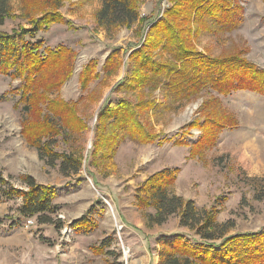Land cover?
<instances>
[{"label":"rangeland","instance_id":"374dc122","mask_svg":"<svg viewBox=\"0 0 264 264\" xmlns=\"http://www.w3.org/2000/svg\"><path fill=\"white\" fill-rule=\"evenodd\" d=\"M11 1L13 13L20 14V0ZM159 1L145 0L143 5L146 6L141 14L152 18L157 14L154 11ZM235 2L237 8L234 10H240L244 19L242 26L217 37H202L198 44L202 55L193 57L198 61L196 63L200 71L206 68L201 63L208 65L212 75L216 76L228 75L231 72L229 69L233 68L234 80L241 81V86L260 88L261 82L264 83V0ZM168 4L167 0H162L160 17ZM99 8V0H91L79 7L65 3L61 9L62 21L41 31L33 39L35 42L43 40L44 49L61 48L69 52L67 55L71 65L65 68L68 74L70 69L69 77L50 99L78 103V115L87 128L82 131L73 119L62 123L58 134L51 126L44 127L45 131L52 132L46 138L55 141L54 151L81 159L82 167L77 174L64 175L58 166L52 167L40 159L33 142L43 127H36L34 120H42L45 116L43 113L41 116L35 114L29 104L20 103L21 79L13 78L5 70L0 71V179L5 181L2 184L4 187L25 189L22 180L30 176L39 185L53 188L57 193L54 203L60 206L58 219L65 223L60 231L53 225H39L37 222L26 226V220L17 211L21 200L5 201L0 196V264H111L114 257L108 256V249L102 250L104 253L101 255L92 253V248L100 246V242L107 237L113 238L111 249L120 254L118 261L133 264L136 249L134 251L127 242L132 235L138 234L128 229L131 226L129 223L139 225L144 222L143 228L149 237L153 236L156 240L163 236L172 238L179 233L195 241V234L180 227L177 217L170 218L161 226H147L142 212L136 206L135 195L144 181L155 172L174 168L180 169L178 178H181V194L177 193L176 188L178 178L174 192L195 200L200 208L217 212L219 223L233 225L229 234L241 235L242 239L239 240L244 243L238 240L233 242V249L239 247L241 252H246L250 245L244 236L264 234V96L250 90L229 95L212 92L220 98L223 113L221 119L214 122V132L218 134L215 142L204 150L202 157H189L190 147L175 142L184 141L192 145L199 140L201 129L197 126L190 129V124H203L206 119L201 109L205 105L213 109L216 104L211 99L214 96L206 89H201L203 92L197 97L163 114L158 120L153 116L147 120L153 132L160 134L159 142L140 144L127 138L115 157L116 168L93 167L91 153L98 111L105 102L116 101L120 97L112 89L126 74L129 53L136 46L140 48L143 45L145 35L144 27L141 31L138 24L132 28H122L111 35L104 34L96 24ZM28 26L25 20L11 19L0 27V33L12 34ZM117 48L128 49V54H124L121 73L108 78V87H103L104 97L102 101H97L102 95V89L101 92L98 88L93 90L98 82L94 81L84 88L80 84L81 74L93 61L97 63L96 69L101 71L109 54ZM145 52L148 54V50ZM149 54L154 55L151 51ZM230 54L236 57L219 60L220 56ZM208 56L216 60L213 63L200 61L208 59ZM245 61L258 67L263 74L255 72ZM183 73L182 78L177 77L181 86L187 81V75L190 77L186 70ZM192 77L193 81H198V85L203 83L200 79L204 76ZM91 93L95 94L92 100ZM159 94L157 91L156 95ZM41 108L47 111L44 104ZM228 114L233 119L232 123L221 131L229 122ZM71 122L73 130L64 128L67 127L66 123ZM84 216L92 220L96 228L88 233H76L68 224ZM11 221H19L20 224L10 228ZM123 245L131 250L127 263L122 255ZM155 249L156 246H152V250ZM148 263L153 264L150 259L146 261Z\"/></svg>","mask_w":264,"mask_h":264},{"label":"trees","instance_id":"16d2710c","mask_svg":"<svg viewBox=\"0 0 264 264\" xmlns=\"http://www.w3.org/2000/svg\"><path fill=\"white\" fill-rule=\"evenodd\" d=\"M90 1L20 0L21 12L18 14L13 13L11 0H0V27L11 19H22L29 25L27 28L21 27L13 31L12 34L0 33V71L5 70L6 74L10 73L13 78L21 79L20 103L29 104L32 111L39 116L41 113L44 114L42 120L40 118L38 121L36 118L34 120L35 126L42 125L43 131L37 132L33 144L40 159L52 167L58 166L64 175L77 174L81 170L82 161L72 154L54 151L55 141L46 138L52 132L45 131L44 126H51L57 134L61 131L62 123L70 119L79 124L82 131L87 127L78 115V103L50 99L69 77L70 69L69 74L65 69L71 65L68 50L44 49L43 40L35 42L33 39L41 31L62 21L61 9L65 3L79 7ZM144 1L99 0L96 24L106 32V35H111L122 28H132L135 24H138L141 31L144 27L145 35L140 48L138 46L131 48L126 74L112 89L113 93L120 97L116 101L105 102L98 111L91 153V165L95 168L100 166L116 168L115 157L127 138L140 144L159 142L160 134L153 132L147 120L151 116L158 120L163 114L174 111L197 97L203 92L201 89H206L214 96L211 99L216 104L213 109L208 105L201 109L206 119L203 124H190V129L195 126L201 129L199 140L192 145L184 141L175 142L190 147L189 157H202L204 150L210 145L213 146L215 142L218 134L214 132L216 131L214 122L221 119L223 113L220 98L212 92L229 95L240 90H250L264 96L263 82L260 88L243 87L241 81L234 80L233 68L229 69L231 72L228 75H212L208 65L203 63L201 65L206 68L200 71L196 63L198 61L193 57L196 54L202 55L198 50L202 37H217L242 26L244 19L240 10H234L235 0H167L169 4L164 8L161 17L160 0L156 12L154 11L157 14L150 18L151 20L141 14ZM26 37L31 40H27ZM147 50L148 54L151 51L154 55H148L145 52ZM42 51L45 52L44 55ZM124 54H128V49L113 50L101 71L96 69L95 61L83 69L80 84L88 88L90 83L96 81L98 83L93 90L98 88L101 92L102 89V95L97 101L103 98V87H108V78H114L119 74ZM234 57L236 55L230 54L220 56L219 60L226 61ZM215 60L209 56L208 59H200L201 62L210 63ZM246 63L258 74H263L258 67ZM175 68L178 70L175 71ZM183 70H186L190 77L187 75V81L181 86L177 77L182 78ZM192 75L204 76L200 79L203 83L198 85V81H193ZM262 78L264 80V74ZM157 91L160 92L159 95H156ZM94 96V93L90 94L91 100ZM43 104L47 111L41 108ZM25 108L27 110L28 107ZM231 120L233 119L230 116L227 126L222 127L221 131L231 125ZM66 126L64 128L73 130L72 122L66 123ZM179 172V168L155 172L144 181L135 195L136 206L142 212L147 226H161L170 218L177 217L179 226L192 231L197 237L195 241H191L187 235L177 233L172 238L165 236L158 238L157 243L160 246L158 264H264V234L245 235L244 237L248 238V240L245 238L246 243L250 245L246 252H241L239 247L233 249L232 243L237 240L244 244L243 240H239L242 239L241 235L229 234L233 225L219 223L217 212L200 208L195 200L184 198L174 192ZM2 182L5 181L0 179V196L3 200H21L17 209L21 218L25 220L34 218L39 225H53L58 231L65 227V223L58 219L60 206L54 203L57 193L53 188L39 185L30 176L22 180L25 189L4 187ZM19 224V221H11L10 228H15ZM68 225L76 233H88L96 228V224L87 216ZM112 245L113 238L107 237L100 242V246H94L92 251L96 255H101L104 253L102 250L108 249V256L114 257L111 264H123L118 261L121 258L120 254L111 249Z\"/></svg>","mask_w":264,"mask_h":264},{"label":"crops","instance_id":"0c3cea01","mask_svg":"<svg viewBox=\"0 0 264 264\" xmlns=\"http://www.w3.org/2000/svg\"><path fill=\"white\" fill-rule=\"evenodd\" d=\"M145 6H146V4H144L142 6L141 10H143V8ZM144 15H145V13H144ZM103 33L105 34V31H103ZM119 73H121V72H119ZM119 75L120 74H118L117 76H119ZM103 97H104V95H103ZM180 179L181 178L179 176L178 181H177V187H176L178 194H181V192H180ZM129 224L131 226H129L128 229L138 234L136 236L132 235L130 240H128V242H127L129 244V246H131V248L134 251L136 249V253H134V255L136 254V257L133 260V264H146V261H148L149 259L153 262V264H158V261H159L158 250H159L160 246L158 245L156 238L153 236L149 237V233L146 231L145 228H143L144 222H140L139 225L137 223H135V224L129 223ZM153 238H155V239H153ZM153 240H156V242ZM152 246H156V249L154 251L152 250ZM92 253H93V251H92Z\"/></svg>","mask_w":264,"mask_h":264},{"label":"built area","instance_id":"2783aa9c","mask_svg":"<svg viewBox=\"0 0 264 264\" xmlns=\"http://www.w3.org/2000/svg\"><path fill=\"white\" fill-rule=\"evenodd\" d=\"M163 10H164V8H163ZM35 222L36 221L34 218H29V219H26L25 225L26 226L34 225ZM130 252H131V250L128 246H125V245L122 246V255H123L126 263L128 262Z\"/></svg>","mask_w":264,"mask_h":264}]
</instances>
